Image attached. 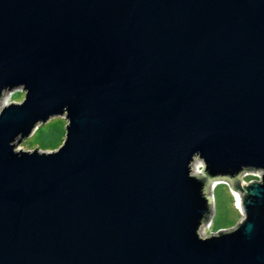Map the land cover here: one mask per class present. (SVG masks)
<instances>
[{"label":"water","instance_id":"water-1","mask_svg":"<svg viewBox=\"0 0 264 264\" xmlns=\"http://www.w3.org/2000/svg\"><path fill=\"white\" fill-rule=\"evenodd\" d=\"M12 90L0 264H264V0H0ZM222 181L239 220L201 235Z\"/></svg>","mask_w":264,"mask_h":264},{"label":"rangeland","instance_id":"rangeland-1","mask_svg":"<svg viewBox=\"0 0 264 264\" xmlns=\"http://www.w3.org/2000/svg\"><path fill=\"white\" fill-rule=\"evenodd\" d=\"M23 98L22 91L12 90L4 92L0 100V108L10 102H20ZM65 134V121L61 117H51L44 125H38L25 140L21 141L19 148L25 151H33L35 148L39 152H48L57 149L64 138ZM194 165L193 170L196 171ZM257 172L247 173L244 176L257 175ZM252 181L247 178L245 182ZM228 184V183H226ZM218 184L212 190V210L210 216V222L201 227V235H210L219 231L229 230L233 228L240 217L235 205H238L235 196L236 203L232 200L233 196L229 190L228 185ZM211 188V186H210ZM233 202V203H232ZM239 206V205H238Z\"/></svg>","mask_w":264,"mask_h":264},{"label":"built area","instance_id":"built-area-1","mask_svg":"<svg viewBox=\"0 0 264 264\" xmlns=\"http://www.w3.org/2000/svg\"><path fill=\"white\" fill-rule=\"evenodd\" d=\"M197 168H196V171L195 170H192L193 172L192 173H196L199 169H200V166H199V164H196L195 165ZM253 171H251V172H247V173H252ZM254 172H256V171H254ZM247 173H245L244 175H246ZM258 173V172H257ZM243 175V176H244ZM250 176H252V177H254L255 179H256V177L258 176V174L257 175H250ZM220 183H223V184H226L225 182H217V183H215L214 185H213V187L215 186V185H217V184H220ZM212 187V188H213ZM208 225V224H207Z\"/></svg>","mask_w":264,"mask_h":264},{"label":"clouds","instance_id":"clouds-1","mask_svg":"<svg viewBox=\"0 0 264 264\" xmlns=\"http://www.w3.org/2000/svg\"><path fill=\"white\" fill-rule=\"evenodd\" d=\"M243 177H245V176H242V177H241L242 180H243ZM254 179H255V178H253L252 180H254ZM243 181L245 182V180H243ZM223 182L228 183V182H226V181H223ZM220 184H223V183H220ZM217 185H218V184H217ZM217 185H215V186H217ZM226 185H228V187H229V183L226 184ZM215 186H214V187H215ZM214 187L212 188V190L214 189ZM229 190H230V187H229ZM234 198H235V197H233V201L236 203V201H235ZM207 223H208V222H206L205 225H206Z\"/></svg>","mask_w":264,"mask_h":264},{"label":"trees","instance_id":"trees-1","mask_svg":"<svg viewBox=\"0 0 264 264\" xmlns=\"http://www.w3.org/2000/svg\"><path fill=\"white\" fill-rule=\"evenodd\" d=\"M247 178H250V179H253L254 177H252V176H245V177H243V180H246ZM233 200V199H232ZM233 203V202H232Z\"/></svg>","mask_w":264,"mask_h":264},{"label":"bare ground","instance_id":"bare-ground-1","mask_svg":"<svg viewBox=\"0 0 264 264\" xmlns=\"http://www.w3.org/2000/svg\"><path fill=\"white\" fill-rule=\"evenodd\" d=\"M193 172V171H192ZM235 196H236V199H237V203H238V205H239V196H238V194L237 193H235Z\"/></svg>","mask_w":264,"mask_h":264}]
</instances>
